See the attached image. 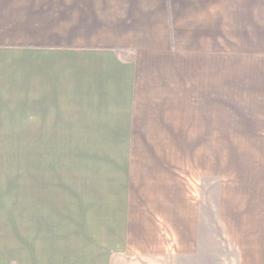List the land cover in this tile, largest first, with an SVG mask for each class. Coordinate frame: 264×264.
<instances>
[{
    "label": "crops",
    "instance_id": "crops-1",
    "mask_svg": "<svg viewBox=\"0 0 264 264\" xmlns=\"http://www.w3.org/2000/svg\"><path fill=\"white\" fill-rule=\"evenodd\" d=\"M211 217L264 264V0H0V264L190 260Z\"/></svg>",
    "mask_w": 264,
    "mask_h": 264
},
{
    "label": "rangeland",
    "instance_id": "rangeland-1",
    "mask_svg": "<svg viewBox=\"0 0 264 264\" xmlns=\"http://www.w3.org/2000/svg\"><path fill=\"white\" fill-rule=\"evenodd\" d=\"M209 225L212 230V233L215 238H217L218 243H210V247H207L206 250H203L199 256L192 258L190 260H181L169 258L165 261V264H234L231 251L228 246L221 240L219 228L213 217L209 220ZM76 236V235H75ZM79 246L75 245L73 255L74 258L72 263L74 264H83L86 259H81V255L86 256V252L78 250ZM89 252V251H87ZM96 261V258L90 259L89 262ZM130 264H142L141 261L130 260Z\"/></svg>",
    "mask_w": 264,
    "mask_h": 264
}]
</instances>
